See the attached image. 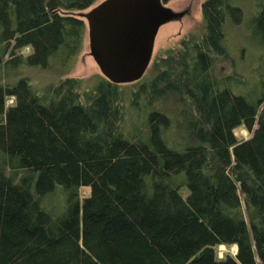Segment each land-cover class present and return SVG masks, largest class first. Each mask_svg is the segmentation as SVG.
Masks as SVG:
<instances>
[{
	"label": "trees",
	"instance_id": "1",
	"mask_svg": "<svg viewBox=\"0 0 264 264\" xmlns=\"http://www.w3.org/2000/svg\"><path fill=\"white\" fill-rule=\"evenodd\" d=\"M95 1L0 0V264H264V83L249 101L214 73L240 8L202 1L201 34L180 39L171 63L154 58V76L134 91L157 104L141 136L120 129L119 84L101 78L81 93L65 79L42 95L8 74L68 70L85 29L70 12ZM258 5L251 24L264 48ZM171 92L186 131L174 142L159 107ZM239 125L248 138L236 139ZM56 187L54 214L44 201ZM219 245L235 253L218 258Z\"/></svg>",
	"mask_w": 264,
	"mask_h": 264
},
{
	"label": "rangeland",
	"instance_id": "2",
	"mask_svg": "<svg viewBox=\"0 0 264 264\" xmlns=\"http://www.w3.org/2000/svg\"><path fill=\"white\" fill-rule=\"evenodd\" d=\"M101 0H96L91 6ZM204 0H169L164 5L174 12L184 11L180 19H175L162 24L156 33L151 58L142 76L130 83L119 84L122 91L121 104L123 105L120 129L125 135H144L145 117L149 107H157L150 101L149 107L142 93L135 94L140 85H147L154 76L155 69L152 66L154 58L169 55L170 63L180 52L179 41L183 37H198L202 32V22L200 5ZM261 0H233L234 5L238 6L242 16L237 24L227 23L224 27L225 42L228 47V58L216 59L214 66L215 76L221 78L228 86L229 91L234 95H240L249 101H254L262 90L264 83V48L259 43L258 38L253 35L252 16L258 10V3ZM91 6L72 11L71 14L86 12ZM11 76L24 77L34 90L42 95H47V90L58 85L65 79L77 82L76 90L81 93H90L95 83L103 78L93 59L89 55L86 30L84 29L81 49L76 55L70 68L62 71L59 65H51L45 70L30 68L20 65L15 73H8ZM7 77V81H11ZM68 87L67 83L64 85ZM175 93H169L167 101L159 105L166 112L170 119L169 128L166 132L168 139H185L186 131L179 133L178 125L180 119L176 116L178 102L174 100ZM176 96V95H175ZM12 104V98H5L4 105ZM147 106V107H146ZM233 134L237 140L246 139L251 131L246 130L242 125L233 129ZM187 139V138H186ZM81 195L85 196L88 189L80 190ZM82 197V196H81ZM45 207L52 213L62 210L64 204L63 193L56 187L54 192L44 201ZM215 254L223 257L224 254H234V246L219 245L215 248Z\"/></svg>",
	"mask_w": 264,
	"mask_h": 264
},
{
	"label": "water",
	"instance_id": "3",
	"mask_svg": "<svg viewBox=\"0 0 264 264\" xmlns=\"http://www.w3.org/2000/svg\"><path fill=\"white\" fill-rule=\"evenodd\" d=\"M183 15L162 0H101L75 16L84 22L89 55L103 78L124 84L146 70L158 28Z\"/></svg>",
	"mask_w": 264,
	"mask_h": 264
},
{
	"label": "built area",
	"instance_id": "4",
	"mask_svg": "<svg viewBox=\"0 0 264 264\" xmlns=\"http://www.w3.org/2000/svg\"><path fill=\"white\" fill-rule=\"evenodd\" d=\"M234 246V245H233ZM235 250H236V248H235V246H234V253H235ZM218 258H221V256H218Z\"/></svg>",
	"mask_w": 264,
	"mask_h": 264
}]
</instances>
